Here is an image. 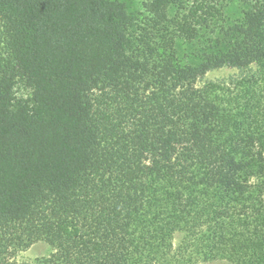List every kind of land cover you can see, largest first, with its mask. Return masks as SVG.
<instances>
[{
	"label": "trees",
	"instance_id": "trees-1",
	"mask_svg": "<svg viewBox=\"0 0 264 264\" xmlns=\"http://www.w3.org/2000/svg\"><path fill=\"white\" fill-rule=\"evenodd\" d=\"M219 259L264 264V0H0V264Z\"/></svg>",
	"mask_w": 264,
	"mask_h": 264
},
{
	"label": "rangeland",
	"instance_id": "rangeland-1",
	"mask_svg": "<svg viewBox=\"0 0 264 264\" xmlns=\"http://www.w3.org/2000/svg\"><path fill=\"white\" fill-rule=\"evenodd\" d=\"M237 73V70L231 69V68H222L210 71L207 73V75L204 77L203 82L207 80H220V79H226L230 77L231 75H234ZM181 238V234H176L175 237V244L179 242ZM51 251L50 246L43 241H39L35 244H33L29 249L26 251H22L18 254L17 258L19 260H32L36 257L44 256L49 254ZM202 264H230L227 260H213L208 262H203Z\"/></svg>",
	"mask_w": 264,
	"mask_h": 264
}]
</instances>
